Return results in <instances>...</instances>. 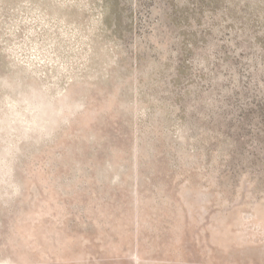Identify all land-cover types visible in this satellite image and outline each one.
Wrapping results in <instances>:
<instances>
[{"label":"rangeland","instance_id":"rangeland-1","mask_svg":"<svg viewBox=\"0 0 264 264\" xmlns=\"http://www.w3.org/2000/svg\"><path fill=\"white\" fill-rule=\"evenodd\" d=\"M0 264H264V0H0Z\"/></svg>","mask_w":264,"mask_h":264},{"label":"trees","instance_id":"trees-1","mask_svg":"<svg viewBox=\"0 0 264 264\" xmlns=\"http://www.w3.org/2000/svg\"><path fill=\"white\" fill-rule=\"evenodd\" d=\"M258 30H254V32H257Z\"/></svg>","mask_w":264,"mask_h":264}]
</instances>
